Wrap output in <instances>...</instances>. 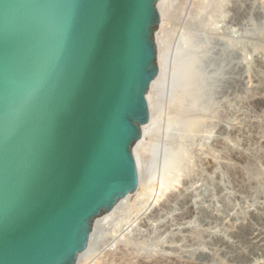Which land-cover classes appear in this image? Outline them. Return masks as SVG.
Wrapping results in <instances>:
<instances>
[{"label":"water","instance_id":"95a60500","mask_svg":"<svg viewBox=\"0 0 264 264\" xmlns=\"http://www.w3.org/2000/svg\"><path fill=\"white\" fill-rule=\"evenodd\" d=\"M160 0H0V264H76L139 185Z\"/></svg>","mask_w":264,"mask_h":264},{"label":"rangeland","instance_id":"374dc122","mask_svg":"<svg viewBox=\"0 0 264 264\" xmlns=\"http://www.w3.org/2000/svg\"><path fill=\"white\" fill-rule=\"evenodd\" d=\"M173 11L174 17L166 25L170 30L165 41L170 42V48L157 132L160 145L150 166L154 164L157 168L154 183L163 174L168 182L175 177L173 182L177 183L151 199L140 218L144 225L149 222V227L141 226L142 234L147 233L143 232L146 228L156 229L162 236L159 244L162 246L151 249L152 254L147 248L146 253L141 252L142 257L139 253L131 261L264 264V0H185ZM184 41L190 42L188 47ZM184 48L191 53L192 61L185 63L193 66L189 74L183 72L184 66L179 61ZM185 120L198 121L196 126V122L190 124L195 128L194 139L185 143L187 164L193 167L190 170L195 176L192 175L193 185L188 184L189 179L180 169L176 168L177 172L175 168L169 167L170 171L164 168L165 158L182 148L178 123ZM254 156L256 161L252 159ZM244 158L254 162L244 164ZM154 166L151 173L156 169ZM246 166L252 168L248 171L250 178L240 176V172H246ZM253 167L256 171L258 168V175ZM172 194L176 198H169ZM135 210L130 211L131 217ZM156 211L160 213L154 223L148 217ZM123 244L113 248L116 253L113 257L117 259L112 258L114 264L123 262L118 259ZM104 246L110 248L108 244ZM106 249L100 248L87 263L101 264L102 259L108 260L110 252ZM123 250L126 255L129 253L126 257L132 252Z\"/></svg>","mask_w":264,"mask_h":264},{"label":"bare ground","instance_id":"6f19581e","mask_svg":"<svg viewBox=\"0 0 264 264\" xmlns=\"http://www.w3.org/2000/svg\"><path fill=\"white\" fill-rule=\"evenodd\" d=\"M185 0H160L158 2V10L160 12V17H161V24H160V27H159V31L157 32L156 34V42H157V54H158V66L160 68V71H159V74L157 76V78L151 83L150 85V89L147 93V100H148V104H149V108H150V120H149V123L142 126V137L141 139L134 145L133 147V154H134V157L136 159V163H137V166L139 168V185H138V188L137 190L128 195L125 199H123L122 201H120L114 208L111 212L109 213H106L104 215H102L101 217L97 218L95 221H94V224H93V231L91 233V236H90V241H89V244H88V247L86 249V251L82 254H80L78 256V259H77V262L76 264H89V260L92 259V256H94V254H96V252L100 249V248H107L105 247L104 245H107L108 244V249H106L107 251H109L110 255L108 254L107 252V255L108 256V260H103L102 258V263L101 264H114L112 260V258L114 259V252H113V248H116V246L118 245V243H121V245L123 244V248L125 250H129V252L132 250V252H130L131 254L126 257L127 255L125 254L126 252L123 250V248L121 249L120 247V254L121 255V252L122 253V256L118 257L119 260H121L122 263L120 264H133L132 261V257L135 256V255H138L139 253L141 254V252H145L146 253V250L150 249V253L158 247H161L159 244H160V241H161V238L162 236L159 235L160 232H156V229H153L155 230V233L152 229L149 230V228H146L143 230L144 234H142V227L145 228V227H149L148 226V223L147 225L145 224H142L140 221V218L142 216V212L144 214V208L145 206L148 204L149 201L154 200V198L157 196V194H159L162 190H166L168 189V187H172L174 183H177V182H173L174 178H170L171 181H169L171 183L168 182V180L164 179V175L163 174L162 176H159L161 177V179H159L160 181L157 182V183H154L153 179L155 177V171H157V168L154 166V164L151 165V159L153 158L154 154L156 153V149L159 148L158 144H159V135L157 134L158 130H159V127H160V114H161V99L162 97V93L165 91V84H166V79H167V60H168V54H169V48H170V42H166L165 39H166V35H168V32L170 29H168V27L166 26L167 25V22L170 21V18L171 17H174L172 15V13H174V8L179 6L182 2H184ZM184 4V3H183ZM179 9V8H178ZM200 39V38H199ZM201 40V39H200ZM200 40H197L198 43H201ZM172 41V40H171ZM190 43V42H189ZM189 43L187 41H184V46L188 47L189 46ZM186 50L184 48L183 51H181L180 53V58H179V61L181 62V64L184 66L183 68V72L186 73L187 71V74L188 71L193 67L192 65L190 66V64H188L187 66H185L188 62H191L192 60L190 59V55L191 53ZM178 59V58H177ZM191 60V61H190ZM186 63V64H185ZM179 64V63H178ZM177 64V65H178ZM176 65V64H175ZM190 68V69H189ZM177 66H175V73H177ZM194 70V69H193ZM174 71V70H173ZM190 72V71H189ZM178 74V73H177ZM181 74V73H180ZM183 75V74H182ZM172 76V75H171ZM179 77V76H178ZM181 77V76H180ZM173 78V77H172ZM178 79V78H177ZM176 80V79H175ZM180 80V79H179ZM183 81V80H181ZM168 83V81H167ZM179 84V83H178ZM181 84H179L180 86ZM168 88V87H167ZM171 90V89H170ZM174 90V88H173ZM178 90V89H176ZM175 91V90H174ZM170 93V92H169ZM179 92H177V94H179ZM185 93V92H184ZM173 94H176L173 93ZM165 95H168V94H165ZM181 95V94H180ZM186 95V94H184ZM162 96V97H161ZM169 96V95H168ZM174 97V96H172ZM171 97V98H172ZM182 97V96H181ZM180 97V98H181ZM186 97V96H184ZM166 98V97H165ZM177 98V97H176ZM180 98H177V99H180ZM182 99V98H181ZM185 99V98H184ZM166 100V99H165ZM183 100V99H182ZM166 102V101H165ZM190 118V117H189ZM186 119V118H185ZM196 120V119H195ZM182 121V120H181ZM194 121V120H193ZM192 121V122H193ZM192 122L189 123L185 121L183 122H180L178 124H180V129L178 128V130H180L182 132V134H180V138L181 141H182V148L178 150L177 148V151H173L171 152L170 154V157H168L167 159L165 158V163H164V168L168 169L170 167V170L173 169V168H177V169H180V172H185V175L184 177L186 176L187 179H189V182L188 184H192L193 185V177L192 175L194 176V174H192L191 172V168L193 167H190L188 166V162H187V151L185 149V143L189 142L190 140L192 141V138L194 139V137H192V132L195 131V128L193 125H190ZM196 122V124H195ZM193 122L192 124H195V126L198 124L197 122L198 121H195ZM200 125V124H199ZM198 125V126H199ZM179 126V125H178ZM197 126V127H198ZM200 127V126H199ZM198 127V128H199ZM197 128V129H198ZM194 129V130H193ZM179 139V141H180ZM180 141V142H181ZM160 145V144H159ZM184 147V148H183ZM187 148V147H186ZM155 152V153H154ZM187 154V155H186ZM156 155V154H155ZM166 155V154H165ZM168 155V154H167ZM255 158V159H254ZM247 159V158H246ZM244 158L243 160V163L245 164V161H251L252 159L254 161L257 160V157L254 156L252 159L249 158V160H246ZM252 160V162H254ZM247 163V162H246ZM248 164V163H247ZM246 164V165H247ZM252 164H255V163H252ZM252 164L250 166H252ZM249 165V164H248ZM154 166L153 169H155L152 173H151V168ZM245 167V166H243ZM247 168L244 170H246V172H240V176L241 177H245V176H249V166H246ZM257 167V166H256ZM256 167L254 168V170L256 171ZM162 169V168H161ZM173 169V170H175ZM175 170L178 172V170ZM191 169V170H190ZM208 169V168H207ZM252 169V168H251ZM169 170V169H168ZM169 170V171H170ZM251 171L253 173H255V171ZM164 171H166L164 169ZM168 171V172H169ZM258 168H257V175L259 174L258 173ZM182 172V173H183ZM196 172V171H195ZM165 173V172H163ZM162 174V172H161ZM187 174V175H186ZM212 174V173H211ZM239 174V173H238ZM166 175L169 176V174L167 173ZM210 175V174H209ZM254 175V174H253ZM252 176V174H251ZM171 177V176H170ZM178 177V176H177ZM195 177V176H194ZM200 177V176H199ZM197 178V177H196ZM247 178V177H246ZM164 179V180H163ZM199 179V178H197ZM209 179V178H208ZM207 179V180H208ZM211 179V178H210ZM253 179V178H251ZM246 180V179H245ZM244 180V181H245ZM248 180V179H247ZM254 180V179H253ZM175 181V180H174ZM178 181V180H177ZM173 182V183H172ZM169 183V184H168ZM187 183V182H186ZM209 183V182H208ZM187 184V185H188ZM170 185V186H169ZM173 188V187H172ZM163 192V191H162ZM161 195V194H160ZM158 198V197H157ZM169 198L171 199H174L176 198V195H170ZM163 207V206H162ZM135 208L136 210V214L135 215H132L131 217V214L130 211ZM146 209V208H145ZM133 212V211H132ZM134 213V212H133ZM160 213V211H159ZM159 213L158 211L156 212H153L151 214L149 218L150 221L152 222H157L158 219H159ZM190 215V214H188ZM162 216V215H161ZM182 216V215H181ZM185 216V215H184ZM188 217V216H187ZM147 218V219H148ZM180 218V217H179ZM191 218V217H190ZM188 222V221H187ZM144 223V222H143ZM152 225V224H151ZM142 226V227H141ZM165 226V225H164ZM169 228V227H168ZM167 228V229H168ZM160 229V228H159ZM170 229V228H169ZM158 230V228H157ZM165 230V229H164ZM177 230V229H175ZM154 233V235H152L151 237V234ZM159 231V230H158ZM162 231V230H161ZM171 231V230H170ZM166 232V231H165ZM169 232V231H168ZM172 232V231H171ZM157 233V234H156ZM162 233H164L162 231ZM170 233V232H169ZM189 233V232H188ZM197 233V232H196ZM195 233V234H196ZM111 234V235H110ZM192 234V233H191ZM171 235V234H170ZM178 235V234H177ZM181 235V233L179 234V236ZM112 236V237H110ZM167 236V235H165ZM110 237V238H109ZM171 237V236H169ZM181 237V236H180ZM179 237V238H180ZM197 237V236H195ZM174 238V237H173ZM178 238V237H176ZM170 239V238H169ZM110 240V241H109ZM174 240V239H173ZM179 239H176V241H178ZM184 240V239H183ZM180 241V240H179ZM182 241V240H181ZM200 241V240H198ZM197 241V242H198ZM173 242V241H172ZM175 242V241H174ZM173 242V243H174ZM196 242V241H195ZM177 243V242H176ZM178 244V243H177ZM120 245V246H121ZM128 247L125 248L124 247ZM159 245V246H158ZM104 246V247H103ZM179 246V245H178ZM118 248V247H117ZM148 248V249H147ZM152 249V251H151ZM155 249V250H157ZM175 249V248H174ZM180 249V248H179ZM162 250V249H161ZM177 250V249H176ZM182 250V249H181ZM103 250H101L102 252ZM167 251V250H166ZM175 251V250H174ZM157 252V251H156ZM161 252V251H160ZM163 250H162V254H163ZM173 252V251H172ZM177 252V251H176ZM148 253V252H147ZM134 254V255H133ZM143 254V253H142ZM142 254H141V257H142ZM152 254V253H151ZM150 254V255H151ZM155 254V251L154 253ZM166 254V253H165ZM180 254V253H179ZM107 255H105L107 257ZM156 255V254H155ZM164 255V254H163ZM170 255V254H169ZM105 256L103 258H105ZM114 256V257H113ZM131 256V258H130ZM149 256V255H148ZM139 257V255H138ZM140 257V258H141ZM144 257V255H143ZM150 257V256H149ZM178 257V256H177ZM110 258V259H109ZM135 258V257H134ZM145 258V257H144ZM148 258V257H147ZM152 258V257H151ZM156 258V257H155ZM159 258V257H158ZM160 258H163V257H160ZM142 259V258H141ZM170 259V258H169ZM168 259V260H169ZM117 260V259H114V261ZM118 260V261H119ZM132 260V261H131ZM137 260V259H135ZM134 260V262H135ZM147 260V259H146ZM161 262L159 261H155L153 260L152 263L154 264H162V260L163 259H160ZM167 260V261H168ZM171 260V259H170ZM92 261V260H91ZM151 261V260H150ZM155 261V262H154ZM89 262V263H87ZM100 262V261H99ZM165 262V261H164ZM179 262H180V258H179ZM98 263V262H97ZM145 263V262H143ZM142 263V264H143ZM177 263V262H176ZM175 263V264H176ZM116 264H117V261H116ZM139 264V263H138ZM173 264H174V261H173Z\"/></svg>","mask_w":264,"mask_h":264}]
</instances>
